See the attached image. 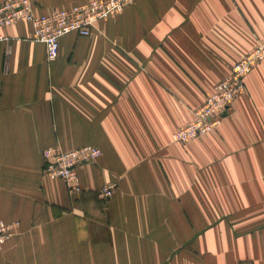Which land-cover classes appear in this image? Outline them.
I'll list each match as a JSON object with an SVG mask.
<instances>
[{
	"label": "crops",
	"instance_id": "1",
	"mask_svg": "<svg viewBox=\"0 0 264 264\" xmlns=\"http://www.w3.org/2000/svg\"><path fill=\"white\" fill-rule=\"evenodd\" d=\"M32 33L0 27V219L21 222L0 264H264V61L216 129L172 139L264 38V0H134L51 63ZM87 144L82 193L43 174Z\"/></svg>",
	"mask_w": 264,
	"mask_h": 264
},
{
	"label": "built area",
	"instance_id": "2",
	"mask_svg": "<svg viewBox=\"0 0 264 264\" xmlns=\"http://www.w3.org/2000/svg\"><path fill=\"white\" fill-rule=\"evenodd\" d=\"M133 1L86 0L39 13L33 0H11L0 5V27L21 20L30 22L33 27L31 38L45 44L47 61L51 63L58 58L60 39L64 35L90 36L103 20L122 13ZM263 61L264 38H259L255 47L232 66L231 71L215 84L213 92L194 109L192 120L173 131V141L187 143L216 129L236 97L245 90L247 76ZM101 154V149L93 144L70 150L60 146L48 147L43 151L42 171L51 179L63 180L72 195L82 193L78 169L96 161ZM115 191L116 184L111 182L100 188L97 195L106 200ZM20 225L18 220L8 222L0 219V247L18 233Z\"/></svg>",
	"mask_w": 264,
	"mask_h": 264
}]
</instances>
